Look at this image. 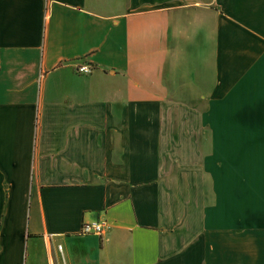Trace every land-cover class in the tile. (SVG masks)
I'll use <instances>...</instances> for the list:
<instances>
[{"label": "crops", "instance_id": "0c3cea01", "mask_svg": "<svg viewBox=\"0 0 264 264\" xmlns=\"http://www.w3.org/2000/svg\"><path fill=\"white\" fill-rule=\"evenodd\" d=\"M0 264H264V0H0Z\"/></svg>", "mask_w": 264, "mask_h": 264}, {"label": "rangeland", "instance_id": "374dc122", "mask_svg": "<svg viewBox=\"0 0 264 264\" xmlns=\"http://www.w3.org/2000/svg\"><path fill=\"white\" fill-rule=\"evenodd\" d=\"M215 6V5H213ZM217 9L220 7L218 4H216ZM176 75H175V80H176ZM181 82L177 81L173 87H174V93L171 94L172 97H188V99L196 98L197 95H199V90L195 86L196 84L192 81V78L189 74H186L185 72L181 75ZM184 99V98H183ZM200 107H203L204 105L200 104ZM175 160L173 158L169 159V165L172 168V172L176 174L178 171L176 163H173ZM171 170V169H170Z\"/></svg>", "mask_w": 264, "mask_h": 264}, {"label": "built area", "instance_id": "2783aa9c", "mask_svg": "<svg viewBox=\"0 0 264 264\" xmlns=\"http://www.w3.org/2000/svg\"><path fill=\"white\" fill-rule=\"evenodd\" d=\"M92 67L89 64H81L78 66L79 72H90ZM106 222L105 221H92L84 222L82 224V231L85 233H98L101 234L105 230Z\"/></svg>", "mask_w": 264, "mask_h": 264}]
</instances>
